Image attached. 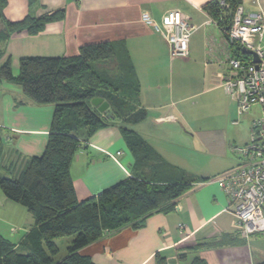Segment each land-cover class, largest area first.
<instances>
[{
    "label": "crops",
    "instance_id": "obj_1",
    "mask_svg": "<svg viewBox=\"0 0 264 264\" xmlns=\"http://www.w3.org/2000/svg\"><path fill=\"white\" fill-rule=\"evenodd\" d=\"M213 1L37 0L29 8L26 0H8L4 16L11 21L63 11V18L46 24L40 34L14 35L1 45L0 66L10 59L14 76L21 59L73 57L81 46L98 42L116 45V58L94 63L114 62L115 74L109 76H119L120 57L133 69L138 93L132 101L135 111L144 112V119L131 126L116 122L82 139L69 167L78 202L133 177L150 181L157 159L194 182L172 212L155 213L139 228L126 226L108 232L79 250L93 264L264 261V235L241 237L227 211L226 196L210 182L238 165L232 148L241 146L242 140L237 143L241 137L228 131L239 126L243 117L237 114V101L222 85L230 71L227 61L231 53L224 34L204 10ZM240 3L245 12L264 15V0ZM170 11L179 12L195 27L185 59L171 58L162 34L149 27L152 22L161 25ZM52 115V105L36 106L18 87L0 81V131L5 135L4 145L11 150L2 173L10 169L20 173L33 157L43 153ZM122 128L142 139L152 153L149 161L143 162L141 151L128 147ZM145 153L144 149L142 155ZM21 224L17 236L11 238L15 242L9 240L16 250L21 248L33 219L24 218Z\"/></svg>",
    "mask_w": 264,
    "mask_h": 264
},
{
    "label": "trees",
    "instance_id": "obj_2",
    "mask_svg": "<svg viewBox=\"0 0 264 264\" xmlns=\"http://www.w3.org/2000/svg\"><path fill=\"white\" fill-rule=\"evenodd\" d=\"M30 8L37 0H26ZM215 0L204 7L208 15L227 28L231 13L241 5L240 0H224L229 10ZM8 0H0V58L1 45L19 34H40L45 25L60 21L58 10L40 17L26 15L11 21L5 18ZM232 57L247 60L249 55L233 42L229 44ZM117 57L116 45L98 42L83 45L73 57L24 58L19 61L18 74L13 75L10 59L0 66V81L18 87L25 98L36 106H53V115L43 153L33 157L27 166L8 174L17 179L0 176L3 196L22 206L32 217L33 224L18 252L14 245L0 234V264H93L78 252L98 241L108 232L126 226L139 228L155 213L172 212L178 200L193 186L184 173L157 159L153 178L148 181L133 177L101 192L96 197L78 202L74 193L69 167L82 139L102 128L121 122L135 125L144 119L143 111H135L133 97L138 86L133 84V69L123 57L118 58L119 76L96 73L91 64ZM124 60V61H123ZM101 98L108 108L91 110L90 100ZM126 144L132 151H141L140 159L149 161L150 149L133 131L121 129ZM5 135L0 131V170L11 152L4 145ZM144 149L148 152L142 155ZM153 157H156L153 154ZM158 158V157H157ZM4 165V166H3ZM169 167V168H168ZM157 172L160 176H157ZM207 181V180H206ZM73 237L66 256L54 260L58 254L56 240ZM192 264H204L194 260ZM264 264V261L258 263Z\"/></svg>",
    "mask_w": 264,
    "mask_h": 264
},
{
    "label": "built area",
    "instance_id": "obj_3",
    "mask_svg": "<svg viewBox=\"0 0 264 264\" xmlns=\"http://www.w3.org/2000/svg\"><path fill=\"white\" fill-rule=\"evenodd\" d=\"M222 9L229 10L224 0ZM228 44L237 42L242 49L254 52L258 62L249 55L247 60L230 56L229 73L223 80L227 95L237 101L238 116L246 115L254 106L260 116L251 123L248 142L233 147L238 165L210 179L228 200L227 211L234 217L241 237L264 235V15L247 13L239 5L231 13L229 26L225 29L210 17ZM164 37L171 58L185 59L189 54V40L195 30L189 20L177 11L168 12L161 25L149 23ZM120 153H118L119 155Z\"/></svg>",
    "mask_w": 264,
    "mask_h": 264
},
{
    "label": "rangeland",
    "instance_id": "obj_4",
    "mask_svg": "<svg viewBox=\"0 0 264 264\" xmlns=\"http://www.w3.org/2000/svg\"><path fill=\"white\" fill-rule=\"evenodd\" d=\"M113 64L114 62H111V61L106 62L105 64H94L93 63L91 64V67H92V70L96 73L102 74L105 72L107 75H114L115 69L113 67H115V65ZM89 107L92 111L95 110L96 108L95 106L91 104V102L89 103ZM259 116H260L259 107L254 106L252 107L248 115H245L239 119V126L232 128L230 132L228 131L229 135L233 136V134L234 135L238 134L241 137V139L238 138L239 141L237 143H239L242 140L241 143H239L238 145L243 146V142L246 140V138L249 136V133H250L248 125H250V122L252 119L259 118ZM3 174L4 173L0 171V176ZM4 176H8V178H11V179H17L16 173L15 174L7 173V174H4ZM24 218L31 219L32 217L22 206L7 200L3 196L0 190V233L1 235L8 240L14 241L11 238H13V236L14 237L17 236L16 234L21 229L18 227V225L21 224L22 219ZM72 240H73V237H66V238H61V239L56 240V245L59 251H58V254L54 257L55 261H58L59 259L66 256L67 247L71 244ZM18 252L22 253L20 249H18Z\"/></svg>",
    "mask_w": 264,
    "mask_h": 264
},
{
    "label": "water",
    "instance_id": "obj_5",
    "mask_svg": "<svg viewBox=\"0 0 264 264\" xmlns=\"http://www.w3.org/2000/svg\"><path fill=\"white\" fill-rule=\"evenodd\" d=\"M243 52L248 54V55H251L254 63L258 62L257 56L254 52L248 51L246 49H243ZM90 102L93 106L98 108V110L100 112H103L108 108V104L106 102H103V99H101V98H93L90 100Z\"/></svg>",
    "mask_w": 264,
    "mask_h": 264
}]
</instances>
